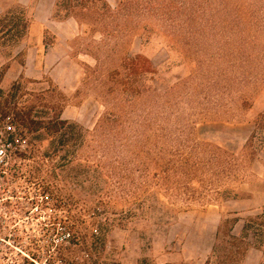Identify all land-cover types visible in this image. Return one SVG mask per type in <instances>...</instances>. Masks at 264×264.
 I'll list each match as a JSON object with an SVG mask.
<instances>
[{"label":"trees","instance_id":"16d2710c","mask_svg":"<svg viewBox=\"0 0 264 264\" xmlns=\"http://www.w3.org/2000/svg\"><path fill=\"white\" fill-rule=\"evenodd\" d=\"M239 7L238 0H54L52 18H72L80 29L76 40L94 61L78 63L82 87L92 92L103 111L88 130L61 117L66 96L56 87L26 92L22 80H16L6 92L0 87V123L12 116L27 142V152L20 155L43 160L29 182L35 183L44 163L59 159L53 169L58 168L61 180L71 187L61 206L67 213V233L87 255L78 264H120L106 256L112 228L138 222L163 225L181 208L243 198L238 187L253 175L251 165L257 156H264V110L255 117L239 153L195 135L198 116L214 112L229 119L251 106L252 97L245 92L250 82L235 79L241 77L232 60L235 52L246 53L237 44L244 36L221 30L229 21L241 20L239 15L221 18V11L239 12ZM157 28L168 48L179 49L184 60L198 64L188 76L163 87L156 84L157 69L151 60L129 51L132 36L148 41ZM28 29L24 6L16 0L4 8L0 52L12 56ZM250 37L240 42H259V37ZM246 55L248 61H259L252 50ZM17 56L23 57L24 51ZM226 62L230 72L223 69ZM6 68L0 69V81ZM73 193L90 219L85 214L79 220L71 216ZM120 200L125 205L114 208ZM167 203L178 207L171 210ZM139 237L145 239L146 232ZM250 249L264 254V211L243 218L229 212L219 218L203 264H242Z\"/></svg>","mask_w":264,"mask_h":264},{"label":"rangeland","instance_id":"374dc122","mask_svg":"<svg viewBox=\"0 0 264 264\" xmlns=\"http://www.w3.org/2000/svg\"><path fill=\"white\" fill-rule=\"evenodd\" d=\"M0 1L4 9L12 6L16 0ZM238 2L239 12L235 10L225 14V11H221L220 17L231 20L239 15L241 20L233 24L229 21L221 30L227 34L232 31L241 33L244 37L240 38V41H248L247 39L252 38L251 35L259 37L257 44L237 42L246 53L239 55L235 52V58H232L236 63L234 71L241 77L235 79L250 82L245 92L252 97L251 106L229 119L214 112L198 116L195 124V135L199 140L216 144L233 153L240 152L253 128L255 117L264 110V0ZM53 3L54 0H21L20 4L26 8L29 19L25 41L37 45L38 48L35 66L31 68L29 77L21 75L23 78H2L0 87L6 92L13 81L22 80L26 92L41 93L54 86L66 96L61 117L77 121L84 128L92 130L103 111V106L92 92L83 89V69L78 63L93 65L94 61L83 54V46L76 40L80 35L77 23L73 19L57 21L52 18ZM156 32L148 41L142 40L138 35L132 36L129 51L132 54L142 53L151 60L157 69L156 84L163 87L188 76L192 68H198V64L184 60L179 49L168 48L161 28H157ZM53 46L54 51L44 62L46 48ZM210 49L214 51L215 48ZM247 50L257 54L259 61L246 60ZM16 58L20 64L22 57ZM10 61V56L0 52V69L8 66ZM227 64H224L226 69H223L230 72L231 65ZM45 146L46 143H43L41 150ZM76 158L80 160V157ZM42 161L38 158L15 157L17 177L12 189L13 195L17 197V223L5 227L3 233L13 234L12 244L16 248L6 245L7 250L13 252V262L8 261L7 264H78L81 258H86L87 255L79 244L74 243L72 236L68 237L65 232L67 213L61 206H64L71 187L61 180L58 168L53 169V164H60L59 159L53 160V164L44 163L34 179L36 184L28 181L30 176H36L34 168L37 164H43ZM251 171L253 175L238 187V192L243 198L206 207L181 208L163 225L145 226L138 222L125 229L112 228L107 233L105 245L108 260H117L120 264H165L180 261L203 264L213 243L221 215L237 212L238 216L243 218L264 211L262 154L252 163ZM79 198L73 193L71 216L79 220L81 215L85 214V218L90 219L88 213L84 212V205ZM122 205H125V202L120 200L114 208L118 209ZM86 206L92 208L93 203L87 202ZM166 206L171 210L178 207L169 203ZM94 227L95 225L92 226ZM143 231L146 232L145 239L139 237ZM242 264H264V254L259 250L250 249Z\"/></svg>","mask_w":264,"mask_h":264},{"label":"built area","instance_id":"2783aa9c","mask_svg":"<svg viewBox=\"0 0 264 264\" xmlns=\"http://www.w3.org/2000/svg\"><path fill=\"white\" fill-rule=\"evenodd\" d=\"M12 119V116H7L0 123V264L13 262L11 259L13 252L8 251L6 247L8 245L9 248H16L12 244L13 234L5 235L3 229L17 223V197L13 195L12 189L17 177L15 157H21L20 154L27 152L26 139L20 136ZM65 232L69 237L67 230Z\"/></svg>","mask_w":264,"mask_h":264},{"label":"crops","instance_id":"0c3cea01","mask_svg":"<svg viewBox=\"0 0 264 264\" xmlns=\"http://www.w3.org/2000/svg\"><path fill=\"white\" fill-rule=\"evenodd\" d=\"M19 3H21V0H18ZM3 4L0 1V13L3 10ZM72 19V18H70ZM69 20V19H67ZM65 20V21H67ZM54 46L50 48H46L45 54H44V62L47 61V57L51 55V53L54 51ZM24 51V56L22 57L24 64L21 65L17 61V54L20 51ZM38 48L35 44H28L25 40L17 46L12 56H10V63L6 68V71L4 73L3 78H18L20 75L29 77L31 68L35 66L36 56H37ZM41 70V69H40Z\"/></svg>","mask_w":264,"mask_h":264}]
</instances>
